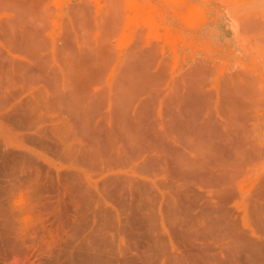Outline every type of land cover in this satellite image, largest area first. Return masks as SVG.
<instances>
[{
	"label": "bare ground",
	"instance_id": "6f19581e",
	"mask_svg": "<svg viewBox=\"0 0 264 264\" xmlns=\"http://www.w3.org/2000/svg\"><path fill=\"white\" fill-rule=\"evenodd\" d=\"M48 3L0 0L3 264H264L253 74L115 52L76 5L55 32Z\"/></svg>",
	"mask_w": 264,
	"mask_h": 264
},
{
	"label": "rangeland",
	"instance_id": "374dc122",
	"mask_svg": "<svg viewBox=\"0 0 264 264\" xmlns=\"http://www.w3.org/2000/svg\"><path fill=\"white\" fill-rule=\"evenodd\" d=\"M47 2L54 11L50 28L55 32L60 31L61 16L67 7L76 5L86 10L85 13L89 12L87 14L92 19V27L93 24L101 26L102 29L110 26L109 31L104 30L103 33L98 27H94L93 31L98 35L99 32L104 35L107 31L115 52L124 51L134 42L135 37L141 36L147 46L153 44L157 46L159 52L164 50L169 69L181 67L184 69L189 64L193 66L198 60L195 58V61L194 57L204 56L211 59L212 63L215 62L219 68L217 73L219 77L223 73L246 69L249 74H253L257 85L255 87L259 94L261 93L258 101L250 106L255 107L251 111L264 114V0H47ZM113 10L117 15L112 12ZM112 16L117 19H113ZM105 21L117 24L111 25ZM107 34L105 35L108 36ZM207 88L213 91L212 87ZM249 119L246 120L248 126L251 123ZM240 184L246 189L251 181L247 178ZM176 248L177 244L174 249ZM179 248L182 250L179 246L178 251H181ZM40 258V255L33 256L37 264H41ZM199 261L197 260L198 263ZM208 263L214 264L211 260L205 264ZM0 264H3L1 259Z\"/></svg>",
	"mask_w": 264,
	"mask_h": 264
}]
</instances>
